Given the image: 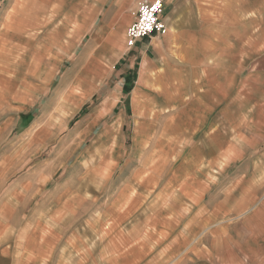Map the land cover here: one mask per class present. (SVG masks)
Listing matches in <instances>:
<instances>
[{
  "label": "crops",
  "instance_id": "obj_1",
  "mask_svg": "<svg viewBox=\"0 0 264 264\" xmlns=\"http://www.w3.org/2000/svg\"><path fill=\"white\" fill-rule=\"evenodd\" d=\"M141 1L0 0V135L39 130L23 117L45 106V84L58 76L29 72L76 62L83 75L68 76L66 90L74 106L100 90L99 115L115 113L99 142L122 151L101 158L94 179L121 197L113 226H130V235L108 236L101 210L107 246L84 250L85 264L93 256L99 264H264V0H166L165 34L128 48ZM83 164L92 231V163ZM64 206L71 212H58L54 235L27 230L24 264L55 254L52 240L76 216ZM13 258L0 250V259Z\"/></svg>",
  "mask_w": 264,
  "mask_h": 264
},
{
  "label": "rangeland",
  "instance_id": "obj_2",
  "mask_svg": "<svg viewBox=\"0 0 264 264\" xmlns=\"http://www.w3.org/2000/svg\"><path fill=\"white\" fill-rule=\"evenodd\" d=\"M99 27L100 23H97L87 40H94L98 36ZM53 69L51 63L47 62L37 71L29 72L43 77L58 76L55 83L45 84V106H41L34 114L23 117L27 124L38 122L39 130L22 134L3 132L0 135V226H3L0 231V250L8 249L14 255V258L8 261L0 259V264L26 263V256L31 250L26 244L27 230L32 226L47 228L46 230L54 235L50 230L58 228V212H71L69 206L63 207L67 204L74 207L76 216L73 221L71 219L70 228H64L52 240L54 245L50 246L55 247V254L47 259L46 264H85L84 250L91 246L94 253L107 246L100 244L106 241L101 238L105 231L102 232V227L99 226L101 210L107 211L102 217L104 224H112L108 236H116L120 228L124 235H130V226L124 220L119 222V226L123 225L119 229L113 226L117 218L121 217L117 216L116 209L111 207L118 204L121 197L116 195L117 191H100L101 181L94 179L99 178L97 172L101 158L116 159L122 151L117 145L108 148L104 144L102 148L99 142L102 130L115 122V113L109 116L99 115L102 97L106 92L101 93L98 90L96 98L79 111L78 106H74L71 92L66 90L70 86L67 83L68 76L83 75L80 66L70 61L55 71ZM77 86L83 85L76 83ZM107 87L110 88V85ZM4 121L5 117H0V125ZM87 159L92 163V214L93 219L98 221L93 222L92 231L85 226L83 219L84 198L87 193L83 189L87 172L83 162ZM112 184H115V180H111L109 186L112 187ZM125 196L124 203L126 200L130 201L126 193ZM144 203L140 201L139 206L145 205ZM144 215L147 216L148 213L145 212ZM145 220L142 219V222ZM7 227L11 229L6 235ZM140 230L142 232V228ZM139 252L142 256L143 248H140ZM92 262L99 264L94 256Z\"/></svg>",
  "mask_w": 264,
  "mask_h": 264
},
{
  "label": "built area",
  "instance_id": "obj_3",
  "mask_svg": "<svg viewBox=\"0 0 264 264\" xmlns=\"http://www.w3.org/2000/svg\"><path fill=\"white\" fill-rule=\"evenodd\" d=\"M166 0H143L139 3L136 20L127 30V46L133 48L138 41L155 34L162 35L166 27L161 19Z\"/></svg>",
  "mask_w": 264,
  "mask_h": 264
},
{
  "label": "trees",
  "instance_id": "obj_4",
  "mask_svg": "<svg viewBox=\"0 0 264 264\" xmlns=\"http://www.w3.org/2000/svg\"><path fill=\"white\" fill-rule=\"evenodd\" d=\"M125 90L128 91V87H127V85H125Z\"/></svg>",
  "mask_w": 264,
  "mask_h": 264
}]
</instances>
